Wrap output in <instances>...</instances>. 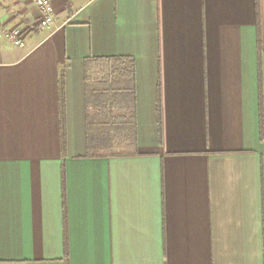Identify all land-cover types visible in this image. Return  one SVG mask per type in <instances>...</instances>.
<instances>
[{
	"label": "crops",
	"instance_id": "obj_1",
	"mask_svg": "<svg viewBox=\"0 0 264 264\" xmlns=\"http://www.w3.org/2000/svg\"><path fill=\"white\" fill-rule=\"evenodd\" d=\"M0 0V264H264V0ZM135 62L137 144L90 145L86 62ZM158 94L162 132L158 127Z\"/></svg>",
	"mask_w": 264,
	"mask_h": 264
},
{
	"label": "trees",
	"instance_id": "obj_2",
	"mask_svg": "<svg viewBox=\"0 0 264 264\" xmlns=\"http://www.w3.org/2000/svg\"><path fill=\"white\" fill-rule=\"evenodd\" d=\"M104 68L99 80L93 68ZM88 132L90 145L110 144L133 150L137 144L135 62L131 58L89 59L86 62ZM158 127L162 132L161 102L158 94ZM127 153H115L125 155Z\"/></svg>",
	"mask_w": 264,
	"mask_h": 264
},
{
	"label": "built area",
	"instance_id": "obj_3",
	"mask_svg": "<svg viewBox=\"0 0 264 264\" xmlns=\"http://www.w3.org/2000/svg\"><path fill=\"white\" fill-rule=\"evenodd\" d=\"M41 13L40 29L48 28L55 20V10L52 0H32ZM6 41L9 44L24 48L25 42L23 34L20 30L9 31L0 23V43Z\"/></svg>",
	"mask_w": 264,
	"mask_h": 264
},
{
	"label": "rangeland",
	"instance_id": "obj_4",
	"mask_svg": "<svg viewBox=\"0 0 264 264\" xmlns=\"http://www.w3.org/2000/svg\"><path fill=\"white\" fill-rule=\"evenodd\" d=\"M103 73H104V68L101 67V66H96L93 68V71H92V75L96 80H99L103 77ZM101 150L99 151L101 154H115V153H122V152H125V153H128L130 152V149H125L123 147H120V146H115L113 144H110V146L108 148H100Z\"/></svg>",
	"mask_w": 264,
	"mask_h": 264
}]
</instances>
